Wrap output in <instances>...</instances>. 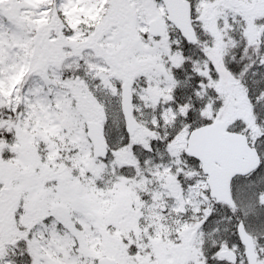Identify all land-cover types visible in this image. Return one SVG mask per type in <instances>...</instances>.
Wrapping results in <instances>:
<instances>
[{
  "label": "snow or ice",
  "instance_id": "6c2138e0",
  "mask_svg": "<svg viewBox=\"0 0 264 264\" xmlns=\"http://www.w3.org/2000/svg\"><path fill=\"white\" fill-rule=\"evenodd\" d=\"M0 264H264V0H0Z\"/></svg>",
  "mask_w": 264,
  "mask_h": 264
}]
</instances>
